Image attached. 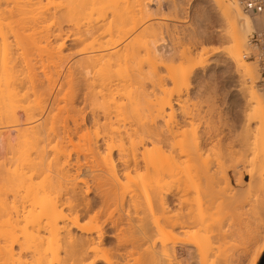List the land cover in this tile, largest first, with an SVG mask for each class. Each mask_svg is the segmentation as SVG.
Returning <instances> with one entry per match:
<instances>
[{
  "label": "bare ground",
  "instance_id": "6f19581e",
  "mask_svg": "<svg viewBox=\"0 0 264 264\" xmlns=\"http://www.w3.org/2000/svg\"><path fill=\"white\" fill-rule=\"evenodd\" d=\"M208 1L227 47L195 54L184 48L179 55L191 63L175 69L166 60L174 49L153 46L136 27L135 10L144 14L149 0H0V264H179L177 243L191 247L194 264H215L231 248L238 263H257L264 250V100L241 48L264 19L246 14L237 0ZM208 53L233 63L254 104L243 127L259 131L247 189L226 183L217 190L237 208L252 201L249 216L227 205L238 220L228 223L236 225L232 231L221 225L225 216L206 222L200 209L182 204L184 148L198 159L200 143L177 140L181 124L167 122L171 102L159 97L169 81L180 100L186 72L203 67ZM136 60H143L139 67ZM165 172L175 178L177 211L151 222L146 211L168 204ZM207 184L214 185L211 176ZM106 226L114 232V260L101 254Z\"/></svg>",
  "mask_w": 264,
  "mask_h": 264
},
{
  "label": "rangeland",
  "instance_id": "374dc122",
  "mask_svg": "<svg viewBox=\"0 0 264 264\" xmlns=\"http://www.w3.org/2000/svg\"><path fill=\"white\" fill-rule=\"evenodd\" d=\"M173 6H180L182 10H178L177 12V9L174 10ZM212 9L211 3L209 4L208 0H149V4L143 9L144 14L141 12L142 15H140V12L137 13V10H135L136 16L134 18H136L135 24L136 27L138 26V30L145 28V33L143 35L145 36L146 34L148 36V38H146L149 42H152L153 46L159 49L161 47L174 49L172 50L174 52H171L172 54L166 60L176 69V67H183L182 65H186V63L188 64L189 62L179 55V52L184 48H190L192 50L191 52L195 54V52L199 53L201 49L202 51L211 49L219 51L218 49L224 50V47H227L226 42L221 43L223 41L219 38L220 36H218L220 27L217 16ZM255 17L264 19V16H254V18ZM141 26L143 28H139ZM251 31L246 34L245 43L241 48V57L243 60L250 63V67L254 72V77L252 79L253 85L258 95L264 100V94L260 91L257 84L258 73L255 61L244 59L242 56L243 53L249 51L247 46V35ZM154 52L155 49L153 51V56L156 57L158 54L156 55V52ZM194 54H192V57H194ZM207 55V58L203 61V67H198L192 71L186 72V78L182 86L186 87V91L183 92L180 100H177L175 91L169 81L164 82V93H159L160 98L171 102V108L166 110L168 114L166 117L167 122L171 123L176 120L181 124L178 128L177 140L186 141L196 138L200 143L198 159L191 158L189 151L186 147L184 148L185 153L182 155V159L184 160V165H186V170L185 173H183L182 180L186 183V189L181 196V201L184 207H191L195 212H198L200 209L206 216V222L213 217L216 218L218 215H220L221 218L224 216L225 218L229 217V215L232 216L231 213L229 214L231 207H234V210L231 212L236 214L243 213L241 215L249 216L247 214L252 212L248 210L249 204L251 205L252 201L248 203H246V201L243 206L241 205V207L237 208V206H232L230 201L225 199L222 191L217 190L218 188L224 187L227 183L226 186L233 191H244L248 179L245 173L246 169L250 159H252V156L254 157L253 154L257 153V150L252 151L253 145L251 147L250 145L253 141H258L259 137L257 136L259 134L255 133L259 131L250 129L252 132H250V130L249 132H245L246 129L243 127L245 119L248 115H251L250 110H252L251 108H253L254 104L250 100L248 103V97H245L246 94H242L241 91L243 90L240 88L233 63L225 57V54H222V56L221 54L219 56H214L208 53ZM158 57L160 56L151 58V60L153 59L152 62L155 61L154 71L157 70L156 72L160 74L154 72L156 75L153 74V76L155 77L163 75V67L160 66L161 62ZM136 62L139 67L143 60H136ZM160 78L161 77H156L157 80ZM153 98L151 99L153 100ZM249 104L252 105V107ZM246 114L248 115L246 116ZM255 136H257V138ZM262 141H264V129ZM240 175L243 181L241 184L237 181ZM207 176L213 178L214 185L207 184ZM174 182L175 178L171 172L162 174L161 183H165L164 187L168 188L169 191L167 198L168 204L164 211L153 210L152 215L146 211V215L148 216L149 214L150 216L145 219H149L151 222H161L164 216H169L177 211V195ZM89 197H91V195ZM222 205H224V207ZM227 205L230 208L229 212L227 211ZM218 206H222L225 209H222V212H225H221L222 214L217 212L221 210V207L219 210L217 209ZM224 213L228 214V216ZM231 216L226 218L225 222H223L225 218L221 221L225 224H221L222 227L225 226L227 228L228 223H234L236 216L235 214H233L232 218ZM245 216H240V218L243 217L245 219ZM247 218L248 217H246L245 220H253L250 219L252 218L251 215L249 219ZM242 219L239 220L241 224L243 223ZM237 221L238 220H236L235 223ZM250 221L246 222L250 224L252 223ZM217 224L218 223H215L214 226H210L208 231L209 233L211 232L210 234L212 235H210L211 237L208 235V237H210L209 242L213 246H210L212 247L210 250L211 252H213L212 249L217 245L216 243L218 241L216 233L219 224ZM235 226L236 225H230L229 228L228 225V230L232 231ZM104 231L105 237L101 254L110 260H114L115 249L113 250V246L115 238L113 236V229L106 226ZM72 232L77 233L75 230H72ZM172 236L176 238L179 237V239L182 237L176 231L172 232ZM234 249L235 248L226 249L228 251L225 250L223 253L221 252L224 258L217 256L222 255L221 253L217 254L216 256L218 259H215L214 263L241 264L237 262L238 250L235 249L234 251ZM211 252L210 254H212ZM192 253L190 246L177 243L174 249V258L175 261L177 260L176 263L194 264L196 260L194 256L196 255ZM216 253H218V251ZM263 253L264 251L261 253L256 264H258ZM211 256L212 255L209 256L210 260L214 259ZM100 261L101 260L96 263L105 264L103 261Z\"/></svg>",
  "mask_w": 264,
  "mask_h": 264
},
{
  "label": "built area",
  "instance_id": "2783aa9c",
  "mask_svg": "<svg viewBox=\"0 0 264 264\" xmlns=\"http://www.w3.org/2000/svg\"><path fill=\"white\" fill-rule=\"evenodd\" d=\"M242 10L248 15L264 16V0H237ZM249 51L243 53V58L255 61L260 91L264 94V28L254 29L247 35Z\"/></svg>",
  "mask_w": 264,
  "mask_h": 264
},
{
  "label": "water",
  "instance_id": "95a60500",
  "mask_svg": "<svg viewBox=\"0 0 264 264\" xmlns=\"http://www.w3.org/2000/svg\"><path fill=\"white\" fill-rule=\"evenodd\" d=\"M258 264H264V253H263V255L261 256V258H260Z\"/></svg>",
  "mask_w": 264,
  "mask_h": 264
},
{
  "label": "snow or ice",
  "instance_id": "6c2138e0",
  "mask_svg": "<svg viewBox=\"0 0 264 264\" xmlns=\"http://www.w3.org/2000/svg\"><path fill=\"white\" fill-rule=\"evenodd\" d=\"M262 251H264V250H262Z\"/></svg>",
  "mask_w": 264,
  "mask_h": 264
}]
</instances>
